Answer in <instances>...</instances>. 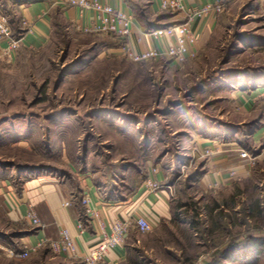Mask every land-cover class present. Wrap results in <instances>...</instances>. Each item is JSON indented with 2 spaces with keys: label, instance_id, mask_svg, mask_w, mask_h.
Segmentation results:
<instances>
[{
  "label": "rangeland",
  "instance_id": "obj_1",
  "mask_svg": "<svg viewBox=\"0 0 264 264\" xmlns=\"http://www.w3.org/2000/svg\"><path fill=\"white\" fill-rule=\"evenodd\" d=\"M7 1L0 12L18 37L24 28ZM244 1L225 9L199 52L181 61H133L113 35L55 15L44 46H20L13 63L0 60V189H19L35 170L73 185L88 173L104 195L121 199L157 170L170 216L150 231L132 229L125 258L114 264H264V140H253L264 101L248 114L227 100L237 74L264 65V48L252 47L264 34V8ZM130 3L141 22L163 24L178 12L157 0ZM208 121L231 126L239 150H225L226 137L211 135ZM215 165L231 178L206 186L201 179ZM28 228L0 195V264H80L46 244L12 255Z\"/></svg>",
  "mask_w": 264,
  "mask_h": 264
},
{
  "label": "crops",
  "instance_id": "obj_2",
  "mask_svg": "<svg viewBox=\"0 0 264 264\" xmlns=\"http://www.w3.org/2000/svg\"><path fill=\"white\" fill-rule=\"evenodd\" d=\"M102 1L134 17L128 40L136 50L162 48L171 40L168 37L153 39L146 32L141 20L135 16L130 0ZM209 1L185 0L189 5H201ZM256 1L254 0V2ZM7 2L8 5L14 8L13 11L19 18V24L22 18H26L32 22V32L26 33L22 40V46L32 50L41 48L48 41L51 33V23L55 15L63 17L75 28L76 25L83 26L87 24L90 19L89 17L93 14V11L88 10L83 15H80L77 7L65 6L62 0H8ZM246 2L248 1L246 0ZM238 3L241 6L245 4V1L229 0L225 3L224 10H230L231 6ZM223 11L221 13L207 15L195 23L194 30L197 38L195 48L197 53L213 34L223 16H225L226 11L225 14ZM179 18L185 19L182 14L178 13L173 21H177ZM0 42L4 44L2 38ZM253 43L254 45L252 47H257L256 49L264 48V34L262 36L258 35ZM259 69L245 74L247 77H242V75L237 74L235 80H233V86H231L232 93H230L231 95H229L227 100L238 111L249 114L253 110H257L258 103L264 101V65ZM263 120L264 116L260 120V123L256 122L257 120L254 121L258 127L254 129L256 132L253 134V140H256L259 136L261 137ZM211 123L208 121V124ZM219 125H223L222 127L224 129L220 128ZM219 125H209L208 128L211 131V135L222 132L221 135L226 137V141L223 142L225 150H239L238 143L232 139L233 135H230L233 134L229 130L231 126L228 124ZM237 126V130L242 131V127L239 124ZM211 138V136L206 137L204 141L210 140L211 142L213 141ZM225 152L227 153L228 151ZM228 171L227 169L221 170L220 167L215 165V168L210 170L211 175H204L201 181L206 186L225 184L231 178ZM158 172L154 170V172L148 173L147 176L161 181V174ZM21 178L23 179L19 189H15L9 185H3L0 189V195L12 218L17 220L24 219L25 221L26 219L24 217L26 213L32 209L40 219L41 224L39 226H33L26 220L29 228L23 231L24 233L20 236V243L31 246L41 240H56L60 238V231L67 229L75 244L77 256L60 255L64 259L71 261V263H73V260L80 263L82 256L92 248L97 240L95 227L89 222L81 204L82 190L84 187L88 189L89 195L107 227H110L117 218H124L134 214L145 216L151 223L152 228H155L158 226L160 219L170 216L167 190L165 189H160L157 194H151L143 185H140L129 196H124L121 199H112L101 192L99 186L93 180L92 175L88 173H84L76 179L74 185L71 180H60L55 175L48 174L44 171L40 172L35 170L29 172L28 175H22ZM125 254V245L110 250L104 264L118 263L125 258Z\"/></svg>",
  "mask_w": 264,
  "mask_h": 264
},
{
  "label": "built area",
  "instance_id": "obj_3",
  "mask_svg": "<svg viewBox=\"0 0 264 264\" xmlns=\"http://www.w3.org/2000/svg\"><path fill=\"white\" fill-rule=\"evenodd\" d=\"M62 1L65 6L77 7L80 15H83L88 10L93 11L87 24L83 26L76 25L75 28L86 33L112 34L119 40V52L129 59L133 61H150L169 57L176 61H181L197 54L195 48L197 44L194 30L195 23L207 15L221 13L224 10L225 3L229 0H210L208 3L201 5H189L185 0H158L160 8L176 10L186 20L182 23H173L166 27L153 28L146 31L153 39L168 37L171 40L167 42L165 47L144 50H136L128 40L134 20L132 15L125 13L121 9L114 8L102 0ZM259 2L264 8V0H259ZM20 22L24 29H22L23 32L20 33V36L15 37L9 18L0 12V37L5 40L4 44L0 45V60L6 64L13 63L14 53L17 48L22 46L24 35L32 32L33 25L30 20L22 18ZM261 136L264 140V120ZM242 156L250 155L247 152H243ZM143 186L149 193L157 194L161 185L157 179L148 177L143 181ZM81 204L89 222L95 227L97 240L92 248L82 256L80 264H103L110 250L125 245L132 229L140 232L151 230V223L145 216L134 214L124 218H117L110 227H107L86 187L82 190ZM24 218L33 226L41 224L38 215L32 209L26 213ZM44 244H48L50 249L58 254H65L70 257L77 256L75 244L67 229L60 231L59 239L41 240L31 246L24 245L21 251H11V254L25 258L37 253Z\"/></svg>",
  "mask_w": 264,
  "mask_h": 264
},
{
  "label": "trees",
  "instance_id": "obj_4",
  "mask_svg": "<svg viewBox=\"0 0 264 264\" xmlns=\"http://www.w3.org/2000/svg\"><path fill=\"white\" fill-rule=\"evenodd\" d=\"M176 14H178V12L176 13ZM174 16V15H173ZM172 16V17H173ZM185 21V19H182V18H179L177 21L176 20H172V21H167L166 23H163V24H159V25H157V23L155 24V23H153V21H149L148 19L147 20H143V18H142V23H143V25H144V27H145V30L146 31H148V30H150V29H153V28H160V27H166V26H168V25H170V24H173V23H182V22H184ZM23 32V31H22ZM109 35H111L112 36V34H109ZM192 226L194 227L195 226V223H193L192 222ZM23 234V233H22ZM21 234V235H22Z\"/></svg>",
  "mask_w": 264,
  "mask_h": 264
}]
</instances>
